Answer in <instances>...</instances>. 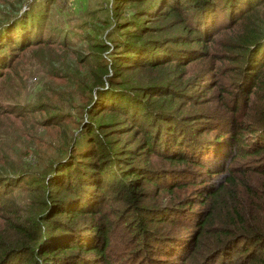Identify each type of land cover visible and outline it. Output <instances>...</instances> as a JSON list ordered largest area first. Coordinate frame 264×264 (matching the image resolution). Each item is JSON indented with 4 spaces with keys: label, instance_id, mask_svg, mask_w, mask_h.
<instances>
[{
    "label": "trees",
    "instance_id": "obj_1",
    "mask_svg": "<svg viewBox=\"0 0 264 264\" xmlns=\"http://www.w3.org/2000/svg\"><path fill=\"white\" fill-rule=\"evenodd\" d=\"M62 1L0 0V85L29 59L78 97L4 107L43 117L0 162V264H264V0H105L69 28Z\"/></svg>",
    "mask_w": 264,
    "mask_h": 264
},
{
    "label": "rangeland",
    "instance_id": "obj_2",
    "mask_svg": "<svg viewBox=\"0 0 264 264\" xmlns=\"http://www.w3.org/2000/svg\"><path fill=\"white\" fill-rule=\"evenodd\" d=\"M55 0L54 3H56ZM105 0H64L58 6H56V13L52 19L57 24H61L64 28H69L76 19L84 14L87 9H98L99 6L104 3ZM104 11L98 13L99 16H104ZM44 55H48L47 52H43ZM42 52H39L37 56L43 57ZM48 57L51 58L49 54ZM43 62H37L36 64L30 63L27 59L22 62V69L18 73H12L6 75L8 87L4 88L0 85V162H7L8 158L15 162L32 161L27 155L24 157L22 150L26 148L24 140L29 136L21 135L28 130L34 119L40 120L43 117L41 111H36L34 115L16 116L9 111H6L4 107L10 106L15 102L22 104L32 103L39 104L40 102H47L51 108L73 109L75 103H77L78 97L73 94H64L69 91L70 87L66 83L50 80L48 82V76L46 71L51 68L42 66ZM47 68V69H46ZM11 79V82L9 83ZM18 80H22V85L16 88ZM47 84V85H45ZM216 99H212V103H215ZM42 108V107H41ZM35 129V128H34ZM38 133L41 129L37 128ZM24 131V132H23ZM49 142V141H43ZM37 149L44 150L46 147L42 143H36ZM61 148V146H60ZM46 150V149H45ZM20 196L26 200L27 194L23 191L19 192ZM21 199V198H20Z\"/></svg>",
    "mask_w": 264,
    "mask_h": 264
}]
</instances>
